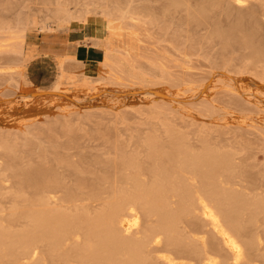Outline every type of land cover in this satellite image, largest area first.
<instances>
[{"label": "bare ground", "instance_id": "obj_1", "mask_svg": "<svg viewBox=\"0 0 264 264\" xmlns=\"http://www.w3.org/2000/svg\"><path fill=\"white\" fill-rule=\"evenodd\" d=\"M100 20L105 29L86 42L102 63L54 55L53 94L120 83L142 30L154 28L225 71L239 64L264 78V0H0V84L33 89L28 32ZM144 114L146 132L129 141L114 129L87 132L92 114L75 116L81 126L49 122L46 146L29 142V131L0 130V264H264V181L245 182L244 150L222 135L230 129L194 135ZM93 138L100 156L72 152Z\"/></svg>", "mask_w": 264, "mask_h": 264}, {"label": "rangeland", "instance_id": "obj_2", "mask_svg": "<svg viewBox=\"0 0 264 264\" xmlns=\"http://www.w3.org/2000/svg\"><path fill=\"white\" fill-rule=\"evenodd\" d=\"M92 26L94 31L97 26L105 29V21H93ZM139 39L131 51L135 59L127 65L120 83L87 93L69 91L57 96L47 87L56 74L54 55L69 49L64 31L28 32L22 48L30 56L25 71L33 89L20 93L0 84V130H17L19 137L29 131V142L46 146L44 137L48 135L44 129L49 122L55 129L66 119L81 126L75 116L92 114L94 118L81 126L87 132L114 129L129 141L146 132L144 113L154 110L194 135L203 128L210 137L218 128L230 129L231 135H222L244 150L241 165L245 182L264 181V78L242 72L239 64L225 71L209 54L182 51V40H171V33L164 34L157 28L142 30ZM122 45L125 50L130 49L129 45ZM76 49L82 52V62L103 61V51L90 41L70 47ZM31 93L35 94L30 96ZM122 114L125 120L117 122ZM59 142L64 144L66 139L60 137ZM83 145L89 147L72 152L94 160L105 151L99 138L82 139L76 147Z\"/></svg>", "mask_w": 264, "mask_h": 264}, {"label": "crops", "instance_id": "obj_3", "mask_svg": "<svg viewBox=\"0 0 264 264\" xmlns=\"http://www.w3.org/2000/svg\"><path fill=\"white\" fill-rule=\"evenodd\" d=\"M94 33L95 31L92 26V23L85 24L84 26L75 30L64 32V39L65 42L67 43V48L69 49H66V52L64 53H59L56 55L70 54L75 56V58L79 60V58H81V53H82L80 49H76L74 51V50H70V47L81 43H85L86 40L94 36Z\"/></svg>", "mask_w": 264, "mask_h": 264}]
</instances>
